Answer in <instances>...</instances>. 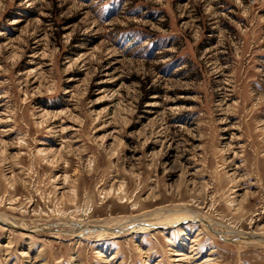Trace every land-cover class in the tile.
I'll return each instance as SVG.
<instances>
[{"label": "rangeland", "instance_id": "374dc122", "mask_svg": "<svg viewBox=\"0 0 264 264\" xmlns=\"http://www.w3.org/2000/svg\"><path fill=\"white\" fill-rule=\"evenodd\" d=\"M0 215V264H264V0H0Z\"/></svg>", "mask_w": 264, "mask_h": 264}, {"label": "bare ground", "instance_id": "6f19581e", "mask_svg": "<svg viewBox=\"0 0 264 264\" xmlns=\"http://www.w3.org/2000/svg\"><path fill=\"white\" fill-rule=\"evenodd\" d=\"M167 216L168 217H171V216H176V218H178V219H186V218H193L192 220H194V219H197L196 218V215H194V214H181V212H170L169 214H167ZM144 217V216H143ZM142 218V217H141ZM167 218V217H166ZM125 219L123 218L122 220H119L118 221V225H120L121 223H123V226H118V228L119 229H123V228H120V227H128V226H130L131 225V227H133L136 223H135V219L134 218H128L127 220H125ZM145 220V219H144ZM138 221V220H137ZM147 221V220H146ZM146 221H139V223H140V229H143V228H147V224H146ZM0 223H3V224H7V225H12V223L7 219V218H4V217H2L1 215H0ZM120 223V224H119ZM131 223V224H130ZM150 223V222H149ZM144 224V225H143ZM144 227H143V226ZM151 226V225H150ZM156 226V225H155ZM92 227V226H91ZM139 227V226H138ZM92 228H96V227H92ZM100 228H102V227H100ZM79 229V228H78ZM103 229V228H102ZM105 229V228H104ZM93 230V229H92ZM78 231V230H77ZM91 231V230H90ZM98 231V230H97ZM109 231V230H108ZM124 231V230H123ZM84 233V232H83Z\"/></svg>", "mask_w": 264, "mask_h": 264}]
</instances>
